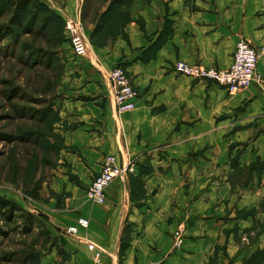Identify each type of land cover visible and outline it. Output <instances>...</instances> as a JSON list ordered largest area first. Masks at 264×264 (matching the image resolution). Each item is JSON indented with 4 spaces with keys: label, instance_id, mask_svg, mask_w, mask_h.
<instances>
[{
    "label": "crops",
    "instance_id": "crops-1",
    "mask_svg": "<svg viewBox=\"0 0 264 264\" xmlns=\"http://www.w3.org/2000/svg\"><path fill=\"white\" fill-rule=\"evenodd\" d=\"M43 1L62 18L72 17L82 5V0H66L63 12L57 1ZM130 10L131 20L124 27L129 42L117 37L109 45L95 46L90 41L92 25L84 27L85 56L75 55L67 42V76L55 101L60 116L56 131L73 172L91 182L106 154L123 165L148 159L156 168L159 155L177 158L178 153L170 152L190 148L191 133L199 136L211 126L221 132L226 121L234 123L231 127L247 125L241 132L254 134L250 146L264 152L263 84L229 92L174 68L178 61L227 68L240 37L264 46V0H134ZM117 64L126 69L140 96L135 109L121 114L105 76ZM257 70L264 78V56ZM168 163L172 166L167 173L145 175L147 197L142 201H132L129 189L117 181L106 189L103 204L88 201L83 189L69 185L66 191L72 194L66 209L46 205L57 243L63 240L62 247L71 254L66 264H92L86 240L103 248V264H206V249L217 236L210 234V223L195 219L197 208L192 214L184 206L185 189H178L181 198L173 190L194 169L188 166L186 172V163L173 159ZM87 166L93 169L88 178ZM257 195L264 196V172L252 193L254 204ZM175 196L182 207L172 205ZM79 217L89 220L86 230L58 233ZM57 260L56 249L42 256L43 264Z\"/></svg>",
    "mask_w": 264,
    "mask_h": 264
},
{
    "label": "rangeland",
    "instance_id": "rangeland-1",
    "mask_svg": "<svg viewBox=\"0 0 264 264\" xmlns=\"http://www.w3.org/2000/svg\"><path fill=\"white\" fill-rule=\"evenodd\" d=\"M55 1L64 12L66 0ZM114 1L82 0V5L72 16L79 20L83 33L87 25L94 28L97 21L105 20V26L96 34L94 42L90 37L95 46L109 45L117 37L129 42L122 28L128 17L131 18L134 0H121V4L117 3L103 17V11L111 8ZM45 6L52 13L56 12L49 4ZM10 16L11 11L0 17V27H3L0 31V195L14 201L20 209L9 220L0 217V264H43L42 256L54 249L58 255L55 264H66L71 260V254L62 247L63 240L61 245L57 243L59 237L54 235L55 230L51 229L52 222L44 208L47 205L66 209L72 194L66 191L69 185L83 189L87 199L86 188L91 183L80 179L62 155L65 143L56 131L59 111L48 114L51 106L55 109L60 87H64L67 42H70L64 38L65 22L52 17L46 9L40 11L30 7L20 24L7 35ZM61 34L63 40L57 44ZM30 50L37 56L34 63H28L29 59L24 58ZM109 91L111 93L110 86ZM44 112L46 114L42 116ZM232 124L229 121L223 123L221 132L211 126L199 136L191 133L190 148L170 152L178 153L177 158L159 155L156 168L148 159L139 164L133 160L127 164L126 175L113 182H121V186L129 189L132 201H142L147 197L143 179L147 173H167L172 166L168 162L172 159L186 163V172L192 167L193 174H185V179L173 190H176L174 195H179L178 189H185L184 206L192 214L197 208L195 219L210 223V234L217 236L206 249V264H264V196L257 195L258 203L252 202V193L260 187L262 174L259 179L258 172L247 166L258 159L264 161V152L259 146H250L254 134L247 136L241 132L247 123L236 127H231ZM50 141L55 146L50 145ZM86 169V178L91 177L93 169L90 166ZM248 179L251 181L246 185ZM180 198L175 196L172 205L182 207ZM58 233L67 234L61 228ZM174 234L178 236V231Z\"/></svg>",
    "mask_w": 264,
    "mask_h": 264
},
{
    "label": "built area",
    "instance_id": "built-area-1",
    "mask_svg": "<svg viewBox=\"0 0 264 264\" xmlns=\"http://www.w3.org/2000/svg\"><path fill=\"white\" fill-rule=\"evenodd\" d=\"M64 22L65 36L71 44L72 51L77 56H84L88 46L79 20L66 16ZM263 54L264 46H254L248 39L240 37L232 54V63L227 68L189 64L184 61L176 62L174 68L181 74L212 81L229 92H236L247 88L254 82L264 85V79L257 71L259 59ZM105 76L111 88L117 113L121 114L135 109L138 91L122 65H116L109 69ZM127 169V165L118 163L116 156L106 155L101 162L99 173L86 188L87 199L97 204L104 203L107 187L116 178H123ZM88 226L89 220L85 217H79L75 225H70L64 230L68 235H76L80 229L86 230ZM85 243L91 254L92 264H103L101 262L104 253L103 248L89 240H86Z\"/></svg>",
    "mask_w": 264,
    "mask_h": 264
},
{
    "label": "trees",
    "instance_id": "trees-1",
    "mask_svg": "<svg viewBox=\"0 0 264 264\" xmlns=\"http://www.w3.org/2000/svg\"><path fill=\"white\" fill-rule=\"evenodd\" d=\"M118 1H120V2H118ZM118 1L115 0L114 2H112V4H111V8L112 9L109 7V9L107 11L106 10L103 11V14H102L103 17H105V15L108 14V11L110 12L111 10H113V8L117 5V3L118 4L122 3L121 0H118ZM45 5H48V4L45 1H43V0H0V17H2L4 14L8 13L9 11H11V16H10V19L8 21L9 24L6 27L7 35L14 30V26L16 24H20L21 19L25 16V14H27L29 12L30 7H35V9L38 8L40 11L46 9L47 12H49V14L52 17H55V19H57L58 21L64 22V20L62 19V17L58 13H56V12L52 13V11L48 10ZM130 20H131V18L128 17V19L124 23V26H123L122 29H124L125 25ZM104 21L105 20L101 19L100 21L96 22V25H95L92 33H91V39H92L93 42H94V40L96 38V34L102 29V26H105L104 25ZM24 27L26 29V26H24ZM2 29H3V27H0V31ZM123 32H124V30H123ZM124 34H125V32H124ZM116 36H118V33L116 34ZM62 38H63V35L61 34V36L57 39V44L62 42V40H63ZM64 38L67 41L65 35H64ZM25 49H27V47ZM12 50H13V48H12ZM24 58H26V59L28 58L29 59L30 62H28V63H34V61H36V59H37V56L34 54V51L31 52V50H30L28 56L24 57ZM49 109H50V111H48V114H50L51 112H53V113L57 112L56 109H52V106ZM44 114H46V112H44L42 114V116ZM49 143H50V145L55 146L54 142L50 141ZM247 166L249 167V169L256 170L258 172L257 174H258V177L260 179V176H261L262 172L264 171V161H261V159H258L256 162L250 163ZM247 166H246V169L248 168ZM237 168H239V166H237ZM246 181H247V183H245V184L247 185L248 182L251 181V180L248 179ZM245 184H243V186ZM19 209L20 208L17 206V204L14 201L9 200V199L5 198L4 196L0 195V217H2L3 219H8L9 220L10 218L14 217V213L16 211H18ZM28 214H26V215L29 216L30 214L29 215Z\"/></svg>",
    "mask_w": 264,
    "mask_h": 264
}]
</instances>
